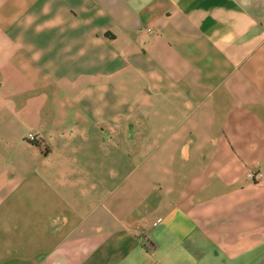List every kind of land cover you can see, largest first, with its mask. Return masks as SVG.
Instances as JSON below:
<instances>
[{"label":"crops","instance_id":"0c3cea01","mask_svg":"<svg viewBox=\"0 0 264 264\" xmlns=\"http://www.w3.org/2000/svg\"><path fill=\"white\" fill-rule=\"evenodd\" d=\"M0 264H264V0H0Z\"/></svg>","mask_w":264,"mask_h":264},{"label":"built area","instance_id":"2783aa9c","mask_svg":"<svg viewBox=\"0 0 264 264\" xmlns=\"http://www.w3.org/2000/svg\"><path fill=\"white\" fill-rule=\"evenodd\" d=\"M25 139L27 141H30V142H35L37 140V137L34 133H27V135L25 136ZM248 176H251V174H247ZM254 176H252V179H255V177L253 178Z\"/></svg>","mask_w":264,"mask_h":264},{"label":"rangeland","instance_id":"374dc122","mask_svg":"<svg viewBox=\"0 0 264 264\" xmlns=\"http://www.w3.org/2000/svg\"><path fill=\"white\" fill-rule=\"evenodd\" d=\"M29 133H32V132H29ZM34 134H35V133H34ZM35 135H36V134H35ZM36 137H37V136H36ZM249 173L251 174V176H248V175H247L248 178H252V176H254V177L257 179V178L260 177V173H258V172H256V171H255V172H254V171H249L247 174H249ZM254 177H253V178H254Z\"/></svg>","mask_w":264,"mask_h":264}]
</instances>
